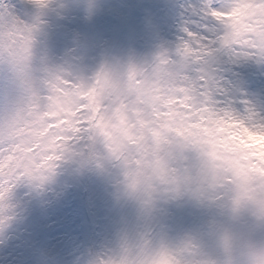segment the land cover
Instances as JSON below:
<instances>
[{
	"label": "rangeland",
	"instance_id": "1",
	"mask_svg": "<svg viewBox=\"0 0 264 264\" xmlns=\"http://www.w3.org/2000/svg\"><path fill=\"white\" fill-rule=\"evenodd\" d=\"M26 1L0 0V264H264V0Z\"/></svg>",
	"mask_w": 264,
	"mask_h": 264
},
{
	"label": "bare ground",
	"instance_id": "2",
	"mask_svg": "<svg viewBox=\"0 0 264 264\" xmlns=\"http://www.w3.org/2000/svg\"><path fill=\"white\" fill-rule=\"evenodd\" d=\"M204 0H183V7L180 9V11H177V14L184 17L185 20H187L188 17L192 18H201L203 8L202 3ZM215 6L213 14L218 15L221 14L223 17H226L225 14H227V17H231L232 14L235 13V11H240L241 9V3L236 7L235 3H233V0H216L215 3H213ZM205 34H209L207 32V29H201ZM203 34L200 36L202 38V41L205 43L207 41L208 36ZM203 43V44H204ZM261 136H264V131H262Z\"/></svg>",
	"mask_w": 264,
	"mask_h": 264
},
{
	"label": "snow or ice",
	"instance_id": "3",
	"mask_svg": "<svg viewBox=\"0 0 264 264\" xmlns=\"http://www.w3.org/2000/svg\"><path fill=\"white\" fill-rule=\"evenodd\" d=\"M214 8L215 7H213L211 5V3L205 5L206 15L208 17L212 18L210 15V10L214 9ZM190 35H191V33H190ZM197 39H199V37H197ZM184 47H185V45H183V48ZM191 47L195 48V45L193 44ZM248 51H254V50L249 49ZM237 54L244 55L240 51ZM245 56H247V55H245ZM20 172H22V169H17L15 172L11 173L10 175H5L3 177H0V201L4 200L7 192L11 189V187H13L18 181L24 179V177L22 175H19Z\"/></svg>",
	"mask_w": 264,
	"mask_h": 264
},
{
	"label": "clouds",
	"instance_id": "4",
	"mask_svg": "<svg viewBox=\"0 0 264 264\" xmlns=\"http://www.w3.org/2000/svg\"><path fill=\"white\" fill-rule=\"evenodd\" d=\"M226 15V17H227V14H225Z\"/></svg>",
	"mask_w": 264,
	"mask_h": 264
}]
</instances>
